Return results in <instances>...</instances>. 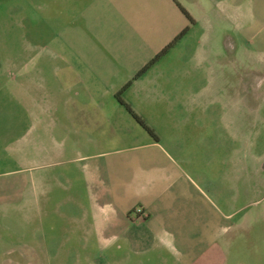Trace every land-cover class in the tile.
I'll use <instances>...</instances> for the list:
<instances>
[{
	"label": "crops",
	"instance_id": "1",
	"mask_svg": "<svg viewBox=\"0 0 264 264\" xmlns=\"http://www.w3.org/2000/svg\"><path fill=\"white\" fill-rule=\"evenodd\" d=\"M239 66L264 0H0V264H264Z\"/></svg>",
	"mask_w": 264,
	"mask_h": 264
},
{
	"label": "rangeland",
	"instance_id": "2",
	"mask_svg": "<svg viewBox=\"0 0 264 264\" xmlns=\"http://www.w3.org/2000/svg\"><path fill=\"white\" fill-rule=\"evenodd\" d=\"M223 26H224V24H222L221 27H223ZM220 36H221L220 34L211 35V37L214 38V40L216 42L218 41V39H220ZM15 40H16V38H15ZM196 40L197 39L194 38L192 41L195 42ZM12 42L13 43H17V42H14V41H12ZM250 42H251V40L249 39V43ZM257 53H261V52H257ZM257 53L256 52L253 53L252 51H249V62H250V60H254L252 58H258V57L261 58V54H258V57L255 56V54H257ZM238 56H239L240 59H245L246 58L245 57V52H243L241 54V51H239L238 52ZM237 69H238L239 75H240V73L243 75V77H245L247 74L249 75V87L250 88H252L253 86H257V85H259L261 83V81H262L261 78L264 75V67H252V66H249V67H247V66L240 67L239 66ZM231 80H232V78H231ZM234 82L232 83V85L235 87ZM236 87H238V90H240V84H236ZM231 88H230V90L232 91L233 90V87H231ZM258 107H260V108L262 107V102L259 104ZM262 128H263V126L261 124H259L258 130L255 131V136L253 137L254 139H258L259 138V139H261V141L264 139V132H263V130H261ZM258 134H259V136H258ZM246 158L247 157L244 158L245 159V162H246L247 159L249 160V158H247V159ZM244 201H242L241 204L246 205V201H245V203H244ZM251 201L252 200L249 199V203ZM255 201H258L259 205L260 204H264V198H262V195L258 199H255Z\"/></svg>",
	"mask_w": 264,
	"mask_h": 264
},
{
	"label": "trees",
	"instance_id": "3",
	"mask_svg": "<svg viewBox=\"0 0 264 264\" xmlns=\"http://www.w3.org/2000/svg\"><path fill=\"white\" fill-rule=\"evenodd\" d=\"M186 15V14H185ZM186 29H184L175 39H174V41L171 43V44H169L158 56H156V58L154 59V60H152L151 62H150V64L149 65H151L152 63H154V61L158 58V57H160L162 54H164L170 47H172V45L175 43V42H177L185 33H186ZM148 66H146L140 73H142V72H144V70L147 68ZM139 73V74H140ZM116 99L120 102V103H122L121 102V100L119 99V95L117 94L116 95ZM133 117L135 118V120L143 127V128H145L146 129V131L148 132V133H150V131L143 125V123L141 122V121H139L138 120V118H136L134 115H133Z\"/></svg>",
	"mask_w": 264,
	"mask_h": 264
},
{
	"label": "built area",
	"instance_id": "4",
	"mask_svg": "<svg viewBox=\"0 0 264 264\" xmlns=\"http://www.w3.org/2000/svg\"><path fill=\"white\" fill-rule=\"evenodd\" d=\"M131 214L134 218H144L146 216L141 208H136Z\"/></svg>",
	"mask_w": 264,
	"mask_h": 264
}]
</instances>
